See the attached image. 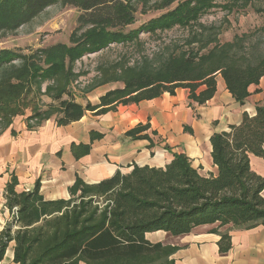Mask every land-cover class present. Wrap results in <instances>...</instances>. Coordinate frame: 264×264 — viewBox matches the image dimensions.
<instances>
[{
  "label": "trees",
  "instance_id": "16d2710c",
  "mask_svg": "<svg viewBox=\"0 0 264 264\" xmlns=\"http://www.w3.org/2000/svg\"><path fill=\"white\" fill-rule=\"evenodd\" d=\"M252 1L0 0V36L16 32L51 6L79 11L69 45L58 43L29 54L0 51V136L26 110V129L34 131L52 117L64 127L86 113L103 116L181 89L188 92L190 107L204 105L215 95L218 77L243 105L249 87L264 77L263 44H252L247 35L220 43L222 29L206 26L201 19L211 9L230 13L250 7ZM138 7L141 14H159L127 31ZM174 29L188 32L182 45L143 53L141 34L160 37ZM112 45L137 47L140 55L133 64L123 56L99 68L100 77L84 91L92 93L108 83L122 87L108 90L93 106L76 102L71 86L81 75L74 70L77 61ZM30 95L52 102L43 109ZM242 116L239 125L210 138L215 177L200 175L184 154H172L164 168L134 165L129 173L116 171L95 185L77 177L68 188L69 199L45 201L38 182L32 191L16 193L17 182L11 176L3 194L9 219L0 232V262L14 242L16 264H173L170 258L178 248L151 244L144 235L161 231L181 237L200 226H216L209 233L220 236L219 253H228L230 230L264 228V178L251 171L249 160V155L264 160V106H256L252 117ZM148 129L149 124H138L125 134L149 142L147 135H140ZM90 136L91 141L101 138L97 133ZM152 146L149 142L148 148ZM71 151L79 159L88 154L89 146H72ZM224 227L227 230L220 232Z\"/></svg>",
  "mask_w": 264,
  "mask_h": 264
},
{
  "label": "crops",
  "instance_id": "0c3cea01",
  "mask_svg": "<svg viewBox=\"0 0 264 264\" xmlns=\"http://www.w3.org/2000/svg\"><path fill=\"white\" fill-rule=\"evenodd\" d=\"M215 95L204 105L189 106L188 92L177 90L175 95L164 94L152 101L120 106L100 117L86 113L79 122L57 126L49 119L34 131L26 129L25 116L0 136V232L9 219L4 208L5 187L13 176L16 193L32 191L39 183V194L45 201L67 200L70 188L78 177L85 184L95 185L110 178L116 171L125 175L134 165L164 168L172 154H184L192 168L205 177H215L217 168L211 161L210 138L214 133L227 132L230 126L241 123L243 113L254 116L256 106H264V77L250 86L249 96L239 105L220 77L216 79ZM29 116V115H28ZM138 124H149L148 140H133L125 133ZM189 129L190 132H187ZM101 138L91 141L90 134ZM153 138L162 139L157 145ZM89 146L88 154L75 159L72 146ZM167 146L170 152L163 148ZM250 169L264 178V160L249 155ZM264 198V190L262 192ZM216 226H200L181 237H169L161 231L146 233L151 243H163L178 248L170 260L173 264H264V228L230 230V251L220 254V236L210 234ZM227 227L219 229L225 232ZM14 242H10L0 264L14 262Z\"/></svg>",
  "mask_w": 264,
  "mask_h": 264
},
{
  "label": "rangeland",
  "instance_id": "374dc122",
  "mask_svg": "<svg viewBox=\"0 0 264 264\" xmlns=\"http://www.w3.org/2000/svg\"><path fill=\"white\" fill-rule=\"evenodd\" d=\"M254 8L264 9V0H253L250 7L241 10H234L227 13L226 10L214 8L208 11L201 19V23L209 26L214 25L220 27L221 34L219 42L224 43L233 40L235 37L247 35L249 42L263 44L262 51H264V12H256ZM78 9L64 5H55L48 7L43 13L35 17L31 23L26 24L17 29L14 33L3 34L0 36V51L3 49L21 52L22 54H29L32 50L37 48H47L54 44H68L70 43V36L75 30L77 24ZM159 12L150 11L146 14L140 13V7L136 12L135 23L126 28L127 31L135 30L142 23H146L150 18L155 17ZM188 32L182 29H174L160 37L140 35V40L144 42L143 53L151 54L152 51L165 48L168 44L182 45ZM140 53L137 47L130 45L116 46L112 45L109 49L100 53L87 55L75 65V72L81 75L78 80L72 84L71 91L75 95L76 102L85 105L87 102L92 106L98 103L99 97L107 93L108 90L121 88L120 83H108L105 86L95 88L92 93H85L88 86H92L99 76V68L107 64L118 62L121 57H126L130 64L137 61ZM46 84L42 85V90ZM34 103L40 104V107L46 109L51 101L47 97H39L30 95L29 99ZM116 111V110H115ZM114 112V111H113ZM109 113V112H108ZM30 114V110H26L23 116L14 119L13 123L20 125L25 116ZM90 114V113H89ZM92 116V115H91ZM94 116V115H93ZM92 116V117H93ZM96 118L100 119V117ZM54 117L51 118V120ZM157 145L162 144V139L153 138ZM153 145L154 142L149 140ZM155 145V144H154ZM167 147V146H164ZM163 147V148H164ZM152 148V147H151ZM170 152V151H169Z\"/></svg>",
  "mask_w": 264,
  "mask_h": 264
}]
</instances>
